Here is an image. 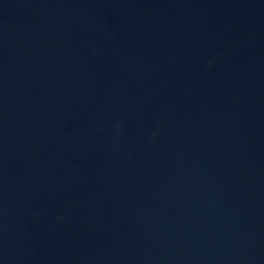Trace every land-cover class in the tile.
Masks as SVG:
<instances>
[{"label": "water", "instance_id": "water-1", "mask_svg": "<svg viewBox=\"0 0 264 264\" xmlns=\"http://www.w3.org/2000/svg\"><path fill=\"white\" fill-rule=\"evenodd\" d=\"M0 264H264V0H0Z\"/></svg>", "mask_w": 264, "mask_h": 264}]
</instances>
